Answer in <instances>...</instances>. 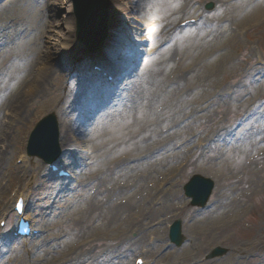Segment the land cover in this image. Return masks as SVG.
Segmentation results:
<instances>
[{
	"label": "rangeland",
	"instance_id": "rangeland-1",
	"mask_svg": "<svg viewBox=\"0 0 264 264\" xmlns=\"http://www.w3.org/2000/svg\"><path fill=\"white\" fill-rule=\"evenodd\" d=\"M65 1L6 0L0 5V83L5 90L0 91V109L40 76L41 65L57 71L53 85L48 80L27 99L24 113L11 119L4 133L9 153L0 168V214L11 211V191L18 185L25 189L31 180L28 212L33 223L45 230L38 241L46 243L27 255L21 242H5L0 264H64L73 258L79 264H93L87 257L93 251L99 254L113 245L134 244L146 248L149 257L169 258L173 264L188 260L264 264V248L258 247L264 243V78L259 65L264 61V0H125L130 11L124 19L130 23L122 26L123 41L143 43L144 58L137 74L129 75L133 79L117 84L89 113H84V104L99 92H92L91 83L70 79L67 72L74 53L59 44L39 56L46 44L49 47L48 35L58 44V34H66L61 27ZM209 2L214 5L211 12L204 10ZM201 15L198 25L177 29L181 21ZM130 19L142 23L133 25ZM70 40L80 49L79 62H84L77 65L93 62L95 57L77 42L75 32ZM54 78L64 86L71 80V92L58 93ZM60 95L65 97L59 100ZM79 99L83 108L74 111L75 134L66 147L78 145L80 152L74 180L61 189L44 177L42 162L29 161L21 167L15 164L16 156L25 152L38 120L52 112L44 105L70 106ZM205 140H213L211 150L197 151V142ZM67 154L60 158L62 163L70 158ZM142 154L147 159L137 161ZM195 174L216 183L213 205L205 211L189 207L182 196V184ZM148 182L150 193L139 192V185ZM241 182L248 186L240 187ZM47 187L53 188L49 198ZM93 206L95 213L90 212ZM136 208L150 211L151 219L137 223ZM175 216L183 221L188 240L182 248L161 254L166 243L164 223ZM134 229L138 240L131 242L128 235ZM150 235L161 243L148 247ZM214 246L229 253L222 259L203 260ZM132 259L122 257L125 264Z\"/></svg>",
	"mask_w": 264,
	"mask_h": 264
},
{
	"label": "bare ground",
	"instance_id": "bare-ground-1",
	"mask_svg": "<svg viewBox=\"0 0 264 264\" xmlns=\"http://www.w3.org/2000/svg\"><path fill=\"white\" fill-rule=\"evenodd\" d=\"M124 1L125 0H121V1L120 0H110V18H109V30L110 31H109L107 42L105 43V47L100 52H97L91 56V57H95L96 60H99L101 64L108 65L111 68H116L123 61V58H124L119 48L120 44L122 43V38H123L122 31L126 32L124 29H122V26L125 25L126 23H130L129 21H126L124 19L126 18V15L130 11V9L125 6ZM61 9L64 11V16L62 17L61 27H62V30L66 34H62V35L58 34L59 36L58 39H60V42L58 44L56 42H51L53 38L51 35H48L47 39L50 40L48 41L49 47L46 44V47H44V50L40 51L39 56H42L50 52V49L51 50L56 49V46L60 44L61 48H65L66 50L69 49L71 53H74L73 60H77L79 57L80 49L74 44L73 41L70 40L71 37H74V32H75V25H74V22L71 16L72 15L71 14L72 12L71 2L69 0H66L64 3H62ZM130 21L132 22L133 25H136L138 23V26H139V23H142L140 19H137V20L130 19ZM48 29H49V26H46L45 30L47 31ZM134 32H135V29L134 27H132V29L130 30V33H134ZM67 33L69 34L71 33V36L67 35ZM44 34H45V31H44ZM38 72L40 76L39 77L35 76L34 78H32V80H30L27 83L28 85V86L26 85L27 90H25L26 89V86H25L22 92L18 95V97L15 98L13 101H10V103L7 105V108L9 111V117H12L14 113H17L18 116L22 115L24 113L23 107L25 105L27 106V99H30L31 97L33 98L35 95H37L40 92V90L45 86L48 80L50 82L49 85L50 86L53 85L52 78L54 77V75H56L57 71L51 65H48V64L41 65L39 67ZM54 81H56L57 84L59 85L60 90H58V93L65 94V92H69V91L71 92V90L73 89V83L71 84L68 82V83H65V86H64L63 83L60 84L57 81V78H54ZM0 91L2 92L5 91L3 83H0ZM64 97L65 95L64 96L60 95L59 100H62ZM54 103L51 105L46 104L44 105V107L51 108V111L56 113L57 119L55 121V127H56L55 129L57 133V137H56L57 149L67 150L69 146L66 147V145H69V142H70L68 140L69 136L75 134V131L73 130V123L71 121L72 116L74 115V111L81 110L83 108V103L81 99H79L76 102L70 103V106L69 104L66 105L63 103H58V105L56 106V104ZM91 106L92 108H95L97 106V103H93L91 104ZM132 111L134 112L135 109L133 108ZM9 121L10 120L8 119L7 123H9ZM69 122L71 125L69 124ZM49 131H51V129H49L48 132ZM2 133L3 135L0 139V144L4 145L6 142L5 140L6 136L4 134V130H0V134ZM103 140H104L103 142L106 141L104 138ZM103 147L104 149H108V144L105 143ZM5 151H7L6 147L4 149L0 147V162L3 160L2 156ZM247 183L249 182L247 181ZM239 186L247 187L248 184L241 182ZM133 209H134V205L131 202V204L128 207V210L132 211ZM90 212L91 213L97 212V207L96 206L90 207ZM107 215H110V211H108ZM71 221L76 222L77 220L74 219ZM77 224L78 223L72 225L73 231H75ZM260 233H262V230L260 231ZM262 240L263 239H260V242ZM261 245L264 248V243L259 244L258 247ZM35 247L36 246H34L33 248ZM91 258H93V256Z\"/></svg>",
	"mask_w": 264,
	"mask_h": 264
},
{
	"label": "water",
	"instance_id": "water-1",
	"mask_svg": "<svg viewBox=\"0 0 264 264\" xmlns=\"http://www.w3.org/2000/svg\"><path fill=\"white\" fill-rule=\"evenodd\" d=\"M74 4V13L77 22V37L91 53L99 51L108 38V22L110 15L109 0H72ZM213 8V5L210 4ZM53 122L52 117L42 120L33 131L30 139V152L36 145L40 148L34 152V155L42 158H49L46 150H49L47 144L46 128ZM211 186L208 182H204L200 177H193L186 187V193L191 196L193 204L202 206L208 198ZM179 230V224L173 228L174 232Z\"/></svg>",
	"mask_w": 264,
	"mask_h": 264
}]
</instances>
